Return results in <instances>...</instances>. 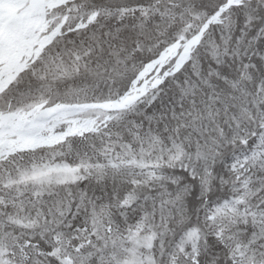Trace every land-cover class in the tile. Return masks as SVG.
<instances>
[{
	"label": "snow or ice",
	"instance_id": "obj_1",
	"mask_svg": "<svg viewBox=\"0 0 264 264\" xmlns=\"http://www.w3.org/2000/svg\"><path fill=\"white\" fill-rule=\"evenodd\" d=\"M0 264H264V0H0Z\"/></svg>",
	"mask_w": 264,
	"mask_h": 264
}]
</instances>
